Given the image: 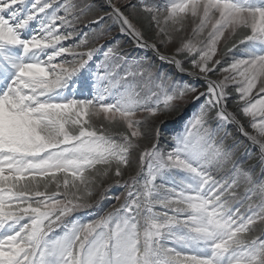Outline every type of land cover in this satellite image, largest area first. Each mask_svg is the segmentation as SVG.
<instances>
[{"label":"snow or ice","instance_id":"6c2138e0","mask_svg":"<svg viewBox=\"0 0 264 264\" xmlns=\"http://www.w3.org/2000/svg\"><path fill=\"white\" fill-rule=\"evenodd\" d=\"M0 264H264V0H0Z\"/></svg>","mask_w":264,"mask_h":264},{"label":"rangeland","instance_id":"374dc122","mask_svg":"<svg viewBox=\"0 0 264 264\" xmlns=\"http://www.w3.org/2000/svg\"><path fill=\"white\" fill-rule=\"evenodd\" d=\"M136 0H133V3H135ZM67 43H71V41L65 42ZM100 43H104L103 41H101ZM239 55V54H238ZM229 59H231V57L229 56ZM192 111L191 106H189V112L182 115L180 118H177V116L174 114L171 117L167 118V123L165 124V130L166 132H174L175 130H177L180 127V124L182 123L184 116L187 114H190V112Z\"/></svg>","mask_w":264,"mask_h":264}]
</instances>
